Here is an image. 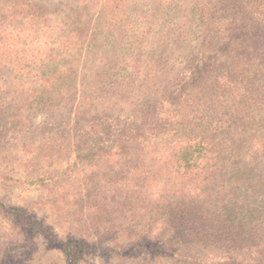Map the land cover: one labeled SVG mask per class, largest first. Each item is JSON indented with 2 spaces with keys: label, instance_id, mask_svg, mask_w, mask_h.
I'll return each instance as SVG.
<instances>
[{
  "label": "trees",
  "instance_id": "obj_1",
  "mask_svg": "<svg viewBox=\"0 0 264 264\" xmlns=\"http://www.w3.org/2000/svg\"><path fill=\"white\" fill-rule=\"evenodd\" d=\"M168 55L192 68L174 91L155 69ZM262 55L264 0H0V122L30 120L37 102L64 148L113 162L115 192L144 222L129 256L264 264V130L251 127L264 104L244 87ZM172 159L188 181L157 173ZM65 245L82 264L85 249Z\"/></svg>",
  "mask_w": 264,
  "mask_h": 264
},
{
  "label": "rangeland",
  "instance_id": "obj_2",
  "mask_svg": "<svg viewBox=\"0 0 264 264\" xmlns=\"http://www.w3.org/2000/svg\"><path fill=\"white\" fill-rule=\"evenodd\" d=\"M172 57L165 56L155 69L159 86L174 91L182 77L191 75L192 68L189 61L174 66ZM259 63L263 71H255L244 87L250 98L264 104V55ZM240 80L234 78L230 84ZM164 102L170 120L177 99L166 97ZM33 105L28 110L30 120L0 122V264H71L65 253V244L70 242L85 249L82 264H176L172 258L145 250L135 257L128 255L131 244L143 242V234L131 236L129 228L141 231L144 222L133 216L141 213L140 207L129 205L115 192L117 182L109 170L113 162L97 165L95 151L64 148L63 133L44 128L37 102ZM262 117L259 125L251 127L264 130V113ZM177 135L176 130L168 134L171 139ZM168 157L167 152L162 153V158ZM175 163L170 160L157 173L171 181H188L189 171ZM119 187L122 185L118 184L116 191ZM171 187L164 185L160 193Z\"/></svg>",
  "mask_w": 264,
  "mask_h": 264
}]
</instances>
